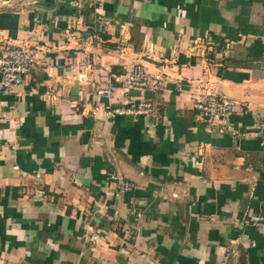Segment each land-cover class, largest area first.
Masks as SVG:
<instances>
[{"label": "crops", "instance_id": "crops-1", "mask_svg": "<svg viewBox=\"0 0 264 264\" xmlns=\"http://www.w3.org/2000/svg\"><path fill=\"white\" fill-rule=\"evenodd\" d=\"M263 1L0 0L36 63L0 92V264H264ZM206 89L239 103L215 126Z\"/></svg>", "mask_w": 264, "mask_h": 264}, {"label": "built area", "instance_id": "built-area-1", "mask_svg": "<svg viewBox=\"0 0 264 264\" xmlns=\"http://www.w3.org/2000/svg\"><path fill=\"white\" fill-rule=\"evenodd\" d=\"M208 44L211 45L210 42ZM208 49H210L209 46ZM35 65L32 48L19 46L17 48L4 49L0 54V92L21 85L24 78ZM117 80L124 87L139 91L148 89L152 91L164 90V85L160 79L153 80L142 64L132 65ZM175 89L180 91V86L176 85ZM97 93L109 99L112 94V88L99 89ZM238 106L239 103L236 100L209 89H206L204 97L198 98L193 103L194 109L209 126L218 125L222 120L234 113ZM152 109L153 105L149 100L141 99L132 104L110 107L108 114L111 116H147L150 115ZM262 144L264 146V140ZM118 188L120 191L126 192L131 189V185L126 181H121L118 184Z\"/></svg>", "mask_w": 264, "mask_h": 264}, {"label": "trees", "instance_id": "trees-1", "mask_svg": "<svg viewBox=\"0 0 264 264\" xmlns=\"http://www.w3.org/2000/svg\"><path fill=\"white\" fill-rule=\"evenodd\" d=\"M264 2V1H263ZM264 4V3H263ZM225 36H228L230 38H232L233 40H236L238 38V35L237 33H234V34H231V32L229 33H225ZM216 40H219V44H222V42L220 41L221 39H216Z\"/></svg>", "mask_w": 264, "mask_h": 264}]
</instances>
